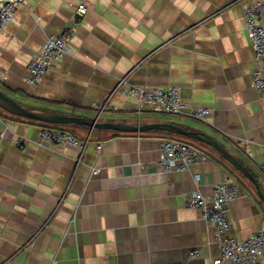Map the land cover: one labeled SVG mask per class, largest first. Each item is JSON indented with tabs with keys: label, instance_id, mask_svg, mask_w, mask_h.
I'll return each instance as SVG.
<instances>
[{
	"label": "crops",
	"instance_id": "1",
	"mask_svg": "<svg viewBox=\"0 0 264 264\" xmlns=\"http://www.w3.org/2000/svg\"><path fill=\"white\" fill-rule=\"evenodd\" d=\"M80 5L87 12L76 21ZM244 5L26 0L0 34V90L22 106L61 116L203 133L249 171L264 195V101L251 85L255 60ZM64 29L72 30L68 54L28 86V62ZM123 78L175 87L184 102L209 115L200 121L150 107L138 111L131 96L112 93ZM0 117L7 126L0 139V264H211L221 252L214 230L185 199L195 192L209 197L225 178L238 185L227 235L240 241L264 231V202L254 185L207 145L189 139L205 160L163 172L156 163L170 132L59 129L1 109ZM41 128L72 135L86 143L84 151L39 145ZM15 137L26 140L22 148Z\"/></svg>",
	"mask_w": 264,
	"mask_h": 264
},
{
	"label": "built area",
	"instance_id": "2",
	"mask_svg": "<svg viewBox=\"0 0 264 264\" xmlns=\"http://www.w3.org/2000/svg\"><path fill=\"white\" fill-rule=\"evenodd\" d=\"M26 0H0V34L13 18L16 9L25 4ZM87 12L84 5L77 10V18ZM243 20L246 32L250 38L254 52L255 68L251 74V85L264 101V0H245ZM72 35L71 29H64L57 35L46 38L40 50L33 55L26 66L23 81L30 87H35L46 75L49 69L68 54V43ZM125 78L118 81L112 93L118 91L131 96L137 104V110L150 107L154 111L172 116L186 115L193 119L205 121L209 111L192 107L182 100L179 89L175 87L156 88L130 85ZM7 126L0 117V139L5 138ZM39 145H52L59 148L74 147L84 151L86 143L76 140L72 135L48 128L38 131ZM15 147L22 148L26 140L15 137L12 141ZM100 148V147H99ZM203 154L192 145L177 139H165L160 142L157 167L167 172L173 169L185 170L194 163H202ZM264 171V163L262 165ZM93 169V174H98ZM199 181L200 178L195 179ZM238 192V185L225 178L224 181L212 185L211 195L203 196L195 192L185 199V207L200 212L205 223L214 230L215 240L220 246V256L211 264H262L264 250V231L259 230L248 235L243 240H236L227 234L231 227L230 210ZM197 256L196 251L189 257Z\"/></svg>",
	"mask_w": 264,
	"mask_h": 264
},
{
	"label": "water",
	"instance_id": "3",
	"mask_svg": "<svg viewBox=\"0 0 264 264\" xmlns=\"http://www.w3.org/2000/svg\"><path fill=\"white\" fill-rule=\"evenodd\" d=\"M0 109L14 116L28 118L46 124H54V125L75 124V125H82L88 127L91 131L112 130L121 133H144L153 130L164 131V132L173 133L178 136H182L190 140L200 142L204 145L209 146L214 151H216V153L222 159H224L234 169L240 172L248 181H250L257 190L259 197L264 202V195L261 194L259 190V185L255 182L254 178L249 173V171L244 166H242L230 153H228V151H226L224 147H222L218 142H216L214 139L203 133L190 132L184 128L178 127L173 124L152 123V124L133 126V125H122L116 123H104L98 121V118L61 116L41 109L22 106L21 104L7 97L1 90H0Z\"/></svg>",
	"mask_w": 264,
	"mask_h": 264
},
{
	"label": "rangeland",
	"instance_id": "4",
	"mask_svg": "<svg viewBox=\"0 0 264 264\" xmlns=\"http://www.w3.org/2000/svg\"><path fill=\"white\" fill-rule=\"evenodd\" d=\"M63 127H64L63 125H58L59 129H63ZM166 137H167V139H177V140H180V141H182V142H184L186 144H190V145L193 144L194 145V143L192 141L184 139V138H181V137L170 136L168 134H166ZM195 145H197V143Z\"/></svg>",
	"mask_w": 264,
	"mask_h": 264
},
{
	"label": "trees",
	"instance_id": "5",
	"mask_svg": "<svg viewBox=\"0 0 264 264\" xmlns=\"http://www.w3.org/2000/svg\"><path fill=\"white\" fill-rule=\"evenodd\" d=\"M46 127L48 126V127H52L53 126V124H44ZM79 126H82V125H79ZM82 127H85V126H82ZM49 129V128H48ZM167 133V132H166ZM170 134H172V135H174L173 133H170ZM175 137H181V138H184V137H182V136H178V135H174ZM184 139H187V138H184ZM189 140V139H188Z\"/></svg>",
	"mask_w": 264,
	"mask_h": 264
}]
</instances>
